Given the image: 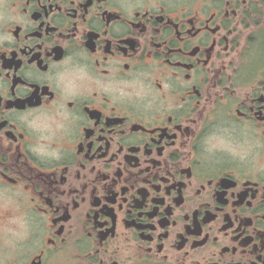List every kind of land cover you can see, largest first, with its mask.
<instances>
[{"label": "flooded vegetation", "instance_id": "af4514ba", "mask_svg": "<svg viewBox=\"0 0 264 264\" xmlns=\"http://www.w3.org/2000/svg\"><path fill=\"white\" fill-rule=\"evenodd\" d=\"M0 264H264V0H0Z\"/></svg>", "mask_w": 264, "mask_h": 264}]
</instances>
